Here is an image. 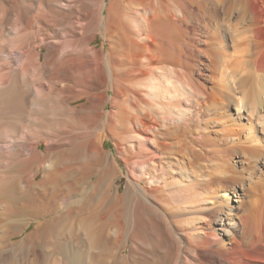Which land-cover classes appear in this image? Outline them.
<instances>
[{
	"label": "bare ground",
	"instance_id": "1",
	"mask_svg": "<svg viewBox=\"0 0 264 264\" xmlns=\"http://www.w3.org/2000/svg\"><path fill=\"white\" fill-rule=\"evenodd\" d=\"M71 255L264 264V0H0V264Z\"/></svg>",
	"mask_w": 264,
	"mask_h": 264
},
{
	"label": "rangeland",
	"instance_id": "2",
	"mask_svg": "<svg viewBox=\"0 0 264 264\" xmlns=\"http://www.w3.org/2000/svg\"><path fill=\"white\" fill-rule=\"evenodd\" d=\"M106 1H108V0H106ZM237 20V18H234V21H236ZM96 40V39H95ZM102 42H103V39L100 37V36H98L97 37V40L95 41V44L97 45V46H101L102 45ZM104 149L105 150H107V151H111V152H114L113 154L115 155V149H114V146H113V143H112V141H110V140H107L106 142H105V144H104ZM118 162V161H117ZM118 164L120 165V167L123 169V171H124V173H125V169H124V166H123V164L119 161L118 162ZM117 183H118V185H119V187H120V190H123V188H124V184H125V177H120V178H118V180H117ZM21 236H23V235H21ZM21 236L19 237V238H21ZM70 250H69V248L67 247V246H62V249H61V251H60V253L61 254H64L65 256H67V254L69 255L70 254V252H69ZM73 260V261H72ZM70 263L71 264H78V262H77V255H71V258H70Z\"/></svg>",
	"mask_w": 264,
	"mask_h": 264
}]
</instances>
